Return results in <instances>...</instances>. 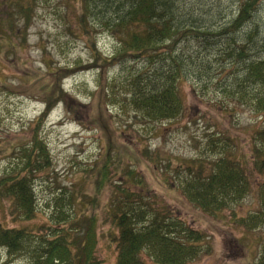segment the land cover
<instances>
[{"label":"rangeland","instance_id":"obj_1","mask_svg":"<svg viewBox=\"0 0 264 264\" xmlns=\"http://www.w3.org/2000/svg\"><path fill=\"white\" fill-rule=\"evenodd\" d=\"M183 2L205 8L208 13L212 10L206 8V0ZM216 3L220 8L215 7L217 15L200 19L208 27L224 26L237 13V0H216ZM27 5L32 8L29 20L21 13ZM81 14L77 0H0V176L16 158L18 151L12 152L13 148L31 142L30 127L45 112L48 100L58 95L56 87L60 84L69 92L60 97L62 103L51 113L43 130L52 166L34 178L39 215L23 221L8 208L0 213V224L8 229L30 227L37 233V226L58 213L54 200L62 195L69 200L64 210L70 215L81 214L85 209L81 198L71 201L70 193L84 187L83 194L93 197L95 183L89 178L84 183L83 172L99 159L104 165L108 163L106 156L111 152L109 159L115 180L123 179L124 167L136 170V192L147 189L155 208L157 202L170 207L174 216L203 233L200 258L189 264H255L264 253V226L248 229L240 224V218L261 209L258 187L264 176L255 164L254 148L264 122L236 93V82L244 74L241 66L225 65L212 58L211 71H197L187 82H180L186 100L183 112L170 121L153 124L136 116L124 96L125 90L126 94L132 91L126 86L131 69L142 70L144 61L128 56L95 71L76 70L70 77L62 74L66 67L75 69L77 64L95 62L94 48L103 59L111 57L116 49V39L105 32V27H99L98 21L91 18L86 21L87 27H83ZM253 22L264 36V0ZM93 23L97 26L93 27ZM197 50V44L188 47V53ZM210 141L220 145L218 151L222 146L228 148L224 157L240 166L239 171L248 177L251 189L243 200L217 216L190 203L183 194L189 170L186 165L197 161L194 169L206 175L213 171L219 154L209 148ZM146 150L154 162L143 154ZM108 196L106 188L95 210L99 264H115L117 260V247L109 237L110 224L104 223L108 217L105 207ZM145 261L149 263L146 257ZM0 264L34 263L29 255L9 257L0 249Z\"/></svg>","mask_w":264,"mask_h":264},{"label":"trees","instance_id":"obj_2","mask_svg":"<svg viewBox=\"0 0 264 264\" xmlns=\"http://www.w3.org/2000/svg\"><path fill=\"white\" fill-rule=\"evenodd\" d=\"M77 2L81 4L82 26L87 27L89 18L95 19L99 27H105V32L116 39L117 46L114 56H108L110 59H103L94 48L95 62L77 64L75 69L66 67L62 74L69 76L76 70L97 69L128 56L144 61L146 64L142 70L131 69L126 86L132 91L126 94L125 90L124 96L134 107L136 116L154 124L170 121L183 112L186 100L180 91V82H187L197 71H211L212 58H217L225 65L241 66L244 74L236 82V93L242 103L248 104L264 122V36L253 22L263 0H237V13L219 28L208 27L200 20L217 15L215 7L220 8L216 0L204 3L208 10L212 9L209 13L205 8H195L183 0ZM31 9L30 5L22 8L21 13L28 20ZM91 25L96 27L97 23ZM244 27L246 31L242 35ZM194 44L198 46L197 52L188 53V47ZM99 61L103 63L99 64ZM56 90L58 95L48 100L45 112L30 127L31 142L13 148L12 152L18 151L16 158L0 176V213L9 208L23 221L33 220L39 215L34 178L52 166L43 130L48 110L65 94L60 84ZM257 136L254 161L264 176V128L258 130ZM219 146L209 143L213 153L219 154L213 171L206 175L204 171L194 169L197 161H192L186 165L189 170L183 183L186 199L213 216L242 200L251 190L246 181L248 177L239 171L240 166L230 157H224L228 148L222 146L218 151ZM143 154L149 162H154L147 150ZM109 156L111 152L106 156L108 163L105 165L98 160L90 170L83 172L84 183H88V178L95 183L93 197L87 198L83 194L84 187L70 193L71 201L78 196L81 198L80 203L85 207L81 214H68L64 206H69V200L62 195L54 200L58 213L37 226V233L30 227L8 229L0 224V249L9 257L29 255L34 264H99L95 210L102 192L108 188L105 206L108 217L104 223L111 225L109 237L117 247L115 264H189L200 258L203 233L174 216L170 207L157 202L155 208L146 194L147 189L136 192V170L122 168L124 182L117 180L113 184ZM138 184L143 186L141 182ZM258 194L261 200L259 212L246 219L240 218V224L245 228L264 226V182L259 184ZM255 264H264V253Z\"/></svg>","mask_w":264,"mask_h":264}]
</instances>
